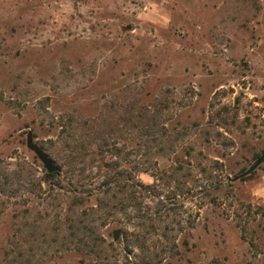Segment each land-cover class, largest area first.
I'll use <instances>...</instances> for the list:
<instances>
[{"label": "rangeland", "instance_id": "rangeland-1", "mask_svg": "<svg viewBox=\"0 0 264 264\" xmlns=\"http://www.w3.org/2000/svg\"><path fill=\"white\" fill-rule=\"evenodd\" d=\"M262 155L264 0H0V264H264Z\"/></svg>", "mask_w": 264, "mask_h": 264}, {"label": "water", "instance_id": "water-1", "mask_svg": "<svg viewBox=\"0 0 264 264\" xmlns=\"http://www.w3.org/2000/svg\"><path fill=\"white\" fill-rule=\"evenodd\" d=\"M27 146L28 148L33 151L38 158L42 161L45 168L49 173H55L61 171V167L55 163L54 159L46 152L44 151L38 144L34 142V138L32 134L28 135L27 138ZM264 161V155H262L255 163L254 167H252V170L255 169L258 165H260Z\"/></svg>", "mask_w": 264, "mask_h": 264}, {"label": "trees", "instance_id": "trees-1", "mask_svg": "<svg viewBox=\"0 0 264 264\" xmlns=\"http://www.w3.org/2000/svg\"><path fill=\"white\" fill-rule=\"evenodd\" d=\"M60 173L61 171L59 172H55V173H46L45 174V180L47 179H55L56 177L60 176ZM124 181V179H119V181H117L116 183H109V182H106L105 185L107 184L106 187H110V189L113 188V186H116V185H121L122 182ZM76 193L78 192L76 189L74 190ZM83 195V193H79L77 194L79 198H82L81 195ZM83 199V198H82ZM128 231L123 229V228H118V229H115L114 230V233H113V239L116 240V241H122V240H128Z\"/></svg>", "mask_w": 264, "mask_h": 264}]
</instances>
